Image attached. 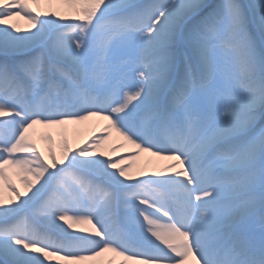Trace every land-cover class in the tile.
<instances>
[{"label":"snow or ice","instance_id":"1","mask_svg":"<svg viewBox=\"0 0 264 264\" xmlns=\"http://www.w3.org/2000/svg\"><path fill=\"white\" fill-rule=\"evenodd\" d=\"M53 260L264 264V0H0V264Z\"/></svg>","mask_w":264,"mask_h":264},{"label":"bare ground","instance_id":"2","mask_svg":"<svg viewBox=\"0 0 264 264\" xmlns=\"http://www.w3.org/2000/svg\"><path fill=\"white\" fill-rule=\"evenodd\" d=\"M15 23H17V25L20 28H22V29L30 27L28 21L26 19L22 18V17L21 18H16ZM104 123H105L104 121H98L96 119H93L91 121H86V122H84L81 125H77V127L80 126V127H83L85 129L86 136H85V138H78V137L73 138V141L74 142H79V141L88 139L91 136V134L93 133L94 130L95 131H101L102 125ZM73 129H74V126H69V131L73 130ZM52 131L54 132L55 130H52ZM111 139H117V138L113 135V137ZM132 151H134V150H132ZM146 159H148L146 154H141L139 157L135 158V164L132 166V169H133L134 173L139 170V168L144 164ZM110 256H112L110 253L106 254V257H110ZM117 259H119V258H117ZM52 264H55V260L52 261Z\"/></svg>","mask_w":264,"mask_h":264},{"label":"rangeland","instance_id":"3","mask_svg":"<svg viewBox=\"0 0 264 264\" xmlns=\"http://www.w3.org/2000/svg\"><path fill=\"white\" fill-rule=\"evenodd\" d=\"M37 133H41V132H45V131H48V130H44V129H40V128H37ZM53 135L54 136H56V132L54 131L53 132ZM69 135L72 137V138H76V137H78V138H85V136H86V133H85V129L83 128V127H80V126H78L77 127V125L76 126H74V129L73 130H70L69 131ZM100 135H102V132L101 131H93V133L91 134V136L90 137H93V136H100ZM89 137V138H90ZM58 138V137H57ZM115 143H119V140L118 139H109V140H107L106 141V143H105V145H104V149L105 150H107V149H109L110 147H112ZM127 150V151H126ZM126 151V152H125ZM129 151H132L131 149H129V148H123V149H120L119 150V152L117 153V154H124V153H127V152H129ZM127 163H131L132 164V166L135 164V158H132V159H129V160H127L126 161ZM132 171H133V169H132ZM14 179H16L15 177H14ZM16 182H17V184L19 185V181L18 180H16ZM82 227H90L89 225H82ZM111 254V253H110ZM111 255H113V254H111ZM111 257V256H110Z\"/></svg>","mask_w":264,"mask_h":264}]
</instances>
